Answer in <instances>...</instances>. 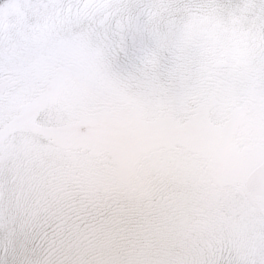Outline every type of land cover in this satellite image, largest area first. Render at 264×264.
Here are the masks:
<instances>
[{
    "label": "snow or ice",
    "instance_id": "snow-or-ice-1",
    "mask_svg": "<svg viewBox=\"0 0 264 264\" xmlns=\"http://www.w3.org/2000/svg\"><path fill=\"white\" fill-rule=\"evenodd\" d=\"M0 264H264V0H0Z\"/></svg>",
    "mask_w": 264,
    "mask_h": 264
}]
</instances>
